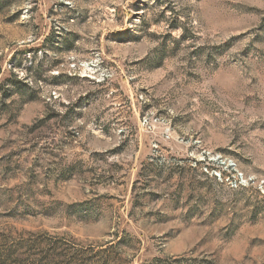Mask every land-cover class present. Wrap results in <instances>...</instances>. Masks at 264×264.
Masks as SVG:
<instances>
[{
  "label": "rangeland",
  "instance_id": "374dc122",
  "mask_svg": "<svg viewBox=\"0 0 264 264\" xmlns=\"http://www.w3.org/2000/svg\"><path fill=\"white\" fill-rule=\"evenodd\" d=\"M0 264H264V0H0Z\"/></svg>",
  "mask_w": 264,
  "mask_h": 264
},
{
  "label": "built area",
  "instance_id": "2783aa9c",
  "mask_svg": "<svg viewBox=\"0 0 264 264\" xmlns=\"http://www.w3.org/2000/svg\"><path fill=\"white\" fill-rule=\"evenodd\" d=\"M241 178H242V176H241Z\"/></svg>",
  "mask_w": 264,
  "mask_h": 264
}]
</instances>
